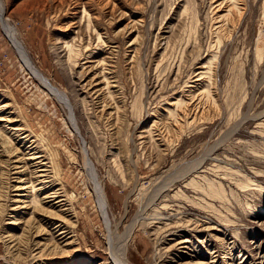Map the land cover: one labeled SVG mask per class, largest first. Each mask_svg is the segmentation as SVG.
<instances>
[{
    "label": "rangeland",
    "instance_id": "obj_1",
    "mask_svg": "<svg viewBox=\"0 0 264 264\" xmlns=\"http://www.w3.org/2000/svg\"><path fill=\"white\" fill-rule=\"evenodd\" d=\"M228 1L0 0V104L26 141L3 134L48 162L77 260L114 264L107 228L123 236L135 220L128 264H264V0ZM8 33L65 104L25 69ZM88 41L74 66L68 46ZM93 75L98 98L81 88ZM175 102L197 106L196 116L182 106L174 117ZM3 203L0 264L69 260L7 247L1 234L16 230Z\"/></svg>",
    "mask_w": 264,
    "mask_h": 264
},
{
    "label": "bare ground",
    "instance_id": "obj_2",
    "mask_svg": "<svg viewBox=\"0 0 264 264\" xmlns=\"http://www.w3.org/2000/svg\"><path fill=\"white\" fill-rule=\"evenodd\" d=\"M226 2H227V0H226ZM231 3L234 4L233 6H236L235 4L238 2H237V0H231ZM74 5H75V2H74ZM71 7H72V5H71ZM76 7H80V6H74L73 9L75 10ZM213 7H215V6H213ZM216 7H219V5H217ZM231 8H232V6H231ZM217 9H218V11L220 10V8H217ZM237 9H239V8H237ZM82 10L83 11L81 13L82 14L81 20H82V18L84 19V17H85L84 16L85 15L84 8ZM228 10H230V9H228ZM2 11H3V8L0 5V19H1L0 25H2L4 27V30H6L5 29V20H2V15H1ZM215 11H217V10H215ZM230 11H228V14ZM231 12H233V11H231ZM239 13H240V11H239ZM85 19H86V27H87V30L89 31L90 24H91V22L89 20V15H86ZM222 21H223V19H222ZM218 25H220V23ZM222 25H224V24L222 23ZM5 32H7V31H5ZM8 38H9L10 42L13 44V46L16 48L18 53L20 54V57L22 60L21 62H23L25 69L30 74H32V76L35 77L40 83H42L52 95L57 97L58 100H60L61 102H63V104H65L66 98L63 95V93H61V90L59 91L52 84H50L47 79H45L34 67H32L29 64V62H27V60L24 56V51L21 49L19 41L14 36H12V34L10 35V33H8ZM100 38H101L100 36H97L98 40H100ZM89 41L87 44L88 46L82 45V46H80L81 49H74L72 46H68V50H69L68 60H70L71 62L73 61L74 66L77 64L78 60L86 59L89 57V54L91 51L89 50V53H86V51H88L87 49L89 48V45H90ZM215 41H217V40H215ZM73 54L75 55L74 56L75 58L74 57L72 58ZM133 54H132V56H133ZM105 58H108V57H105ZM107 70L108 69H106V71ZM99 73H101V72L99 71ZM200 73H201V71H200ZM99 75H101L100 78H102V81H105V83L107 85L112 84L114 86V83H110L108 81V80H110L107 77L108 74L106 75V74L102 73ZM100 78L98 75H95V76L93 75L90 79L86 80L84 82V84L81 85L82 86L81 88H83L84 91L87 93H88V91L91 90L92 93L91 92H89V93L93 94V96L95 95L96 98H98L99 96H101L100 94L103 91L102 88L99 87L100 83H101V80H99ZM198 79H199V77H198ZM111 80H113V79H111ZM195 80H197V78ZM202 80H203V78H202ZM194 84H196V83H194ZM111 86H109V87H111ZM108 93L111 94L112 92L108 91ZM96 98L94 97L93 99H96ZM100 98H102V97H100ZM84 100H85V98H83V101ZM84 103H85V101H84ZM189 103H191V102H189ZM174 105H175L174 106L175 110L172 111V114L174 117H176L178 115V112L176 113V111H178V108H181L182 106H184L186 108V110H188L190 113H193L194 109L196 110V108H197V106L194 107L193 111H192L191 108L193 105L190 107L186 104H182L181 102H175ZM107 106H109V105H107ZM116 106H114V107H116ZM101 107L102 106H100V108ZM118 108H117V110H118ZM6 109H7V105L5 103L0 104V179L2 178V176L5 177L4 180L6 179V182L4 181L3 184L5 183L4 186L7 189V191L3 192L2 186L0 187L1 188V190H0V210L4 204L3 202L7 201L9 208L5 209V210L9 211L8 212L9 214H7V215H9V217H10L9 218L10 220L7 222V225L9 227V229H13L16 231H15V233H12V232L9 233L7 231L6 234H4V233H3L4 235L1 234L2 237H4V239H5V240L4 239L3 240L7 242L6 243V244H8L7 247H9L11 250L13 249L12 251L19 250V249H21V247L23 248L26 245L31 244L33 246V249L36 251V254L39 255L38 257H42L43 259H55V260L61 259V260H63V259L69 258V260H66V261L63 260L62 262H59L58 264H68V262H70V261H71V264H85V262L83 260H77L76 259V252L75 251H77V249L76 250L72 249L73 242L71 240V232H73L74 229H73V231L70 232V230L72 228L69 230L66 227V225H68L70 223L69 216H70L71 210L68 208L69 205H67L65 202V200H66L65 197H64V199H65L64 200L63 195L61 194V191H59V188H61V187L57 186V187H59V188H57L56 185L54 184L53 180L50 178L51 173L49 172L48 162L45 160L44 156L42 154H40L34 148V145L32 146V144H33L32 142H30V144L28 143L29 145L27 144V146H26V148L22 154L21 153L19 154V151L17 150V148H14V147L10 148L9 147L10 143L7 142V140H6L7 137H5V135L3 134V132L5 130L10 132L11 134H13L19 142H25L26 141V135H24V133H22V126H19L16 124L17 119L15 120L6 114V111L8 110V109L7 110ZM101 110H103V109H101ZM170 110H172V109H170ZM180 111H181V109H180ZM182 111H184V110H182ZM112 113H113V111H112ZM110 114L111 113H109V115ZM193 115L196 116V113H193ZM176 118H178V117H176ZM69 119L71 120L70 116H69ZM175 124H177V122H175ZM74 125H75V123L71 124V127L73 129H75ZM8 140L10 142V138ZM15 144H17V142ZM15 144L13 143V145H15ZM2 157H5V158L3 159ZM84 162L86 163L87 168H85V169H87V171H88V178L90 179V182L92 183V186H93V196L95 197L96 204H98V207L102 212V207H103V203H102L103 198L101 197L102 190L99 186V183L96 181L94 175L92 174L91 168L89 167L88 162L87 161H84ZM2 180H3V178H2ZM2 197L4 200L1 199ZM134 222H135V220L132 222V225ZM70 225H73V223H70ZM131 226L128 227V230L126 231V233L123 236H119V237L115 236L114 230H110L107 228L106 239L108 240L109 252H110V256L113 258L112 263H114V264H128L127 263V261H128V255H127L128 247H127L126 243L128 241L130 231H131V229H133V228H131ZM210 227H212V226H210ZM73 235H74V233H73ZM176 242H177V244L184 243L182 241L180 242V240H179V242L178 241H176ZM174 245H176V244H174ZM114 246H116V248L113 249ZM55 264H57V262ZM192 264H201V262L197 261V262H194Z\"/></svg>",
    "mask_w": 264,
    "mask_h": 264
}]
</instances>
